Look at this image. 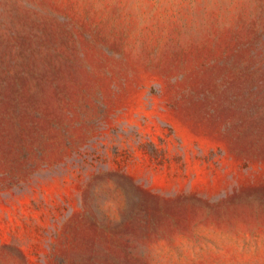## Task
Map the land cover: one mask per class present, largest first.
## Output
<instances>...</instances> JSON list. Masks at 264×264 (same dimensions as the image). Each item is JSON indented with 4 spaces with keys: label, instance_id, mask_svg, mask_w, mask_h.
<instances>
[{
    "label": "rangeland",
    "instance_id": "obj_1",
    "mask_svg": "<svg viewBox=\"0 0 264 264\" xmlns=\"http://www.w3.org/2000/svg\"><path fill=\"white\" fill-rule=\"evenodd\" d=\"M0 264H264V0H0Z\"/></svg>",
    "mask_w": 264,
    "mask_h": 264
}]
</instances>
